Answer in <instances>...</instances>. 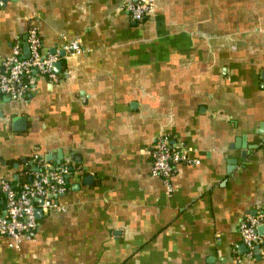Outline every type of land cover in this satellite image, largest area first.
Listing matches in <instances>:
<instances>
[{"label":"crops","instance_id":"obj_1","mask_svg":"<svg viewBox=\"0 0 264 264\" xmlns=\"http://www.w3.org/2000/svg\"><path fill=\"white\" fill-rule=\"evenodd\" d=\"M124 1L0 0V59L15 39L26 55L29 23L59 56L54 79L0 95V183L33 154L69 169L61 209L37 201L0 264H264V230L251 256L238 235L264 208V0H151L140 21ZM159 132L198 161L171 192L149 173Z\"/></svg>","mask_w":264,"mask_h":264},{"label":"built area","instance_id":"obj_2","mask_svg":"<svg viewBox=\"0 0 264 264\" xmlns=\"http://www.w3.org/2000/svg\"><path fill=\"white\" fill-rule=\"evenodd\" d=\"M120 8L131 20L140 21L152 13L153 3L151 0H126ZM23 43L27 51L25 56H22L20 42L15 39L11 54L0 59V95L12 100L24 97L29 89L32 73L54 79L52 66L59 59L57 53L40 52V38L36 27L31 23L27 25ZM63 51L68 55L82 52L76 41L63 46ZM191 149L182 143L174 142L166 132H159L155 136L149 149V173L162 179L168 192L173 190L169 178L175 173L178 165L198 162L189 156ZM31 161L32 171L27 182L18 187L8 181L2 180L0 183L3 193L0 236L10 237L12 246H17L22 238H29L30 233L37 227L34 212L37 200L42 199V206L48 203L49 206L61 209L50 202L53 197L66 190L65 178L69 173L66 165H49L39 154H33ZM259 225H264V208L253 215H245L239 221L238 235L246 248L247 256L252 255L260 241L257 234Z\"/></svg>","mask_w":264,"mask_h":264},{"label":"trees","instance_id":"obj_3","mask_svg":"<svg viewBox=\"0 0 264 264\" xmlns=\"http://www.w3.org/2000/svg\"><path fill=\"white\" fill-rule=\"evenodd\" d=\"M31 167L29 165H24V167L21 169V174L19 178L12 182V185L14 187H18L21 183L27 182L29 177L31 176Z\"/></svg>","mask_w":264,"mask_h":264},{"label":"water","instance_id":"obj_4","mask_svg":"<svg viewBox=\"0 0 264 264\" xmlns=\"http://www.w3.org/2000/svg\"><path fill=\"white\" fill-rule=\"evenodd\" d=\"M58 63H59L58 61L54 62L53 63V67L58 66ZM37 201L39 203H41L42 202V199L39 198ZM34 212H35L36 218H38L40 216V209H35ZM257 230H258V232H261L262 230H264V227L260 225V226L257 227Z\"/></svg>","mask_w":264,"mask_h":264}]
</instances>
